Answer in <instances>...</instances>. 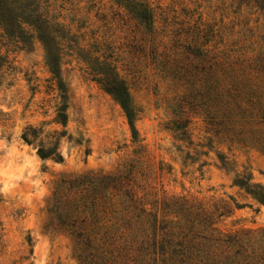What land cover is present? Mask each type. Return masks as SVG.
I'll return each instance as SVG.
<instances>
[{
	"label": "rangeland",
	"instance_id": "rangeland-1",
	"mask_svg": "<svg viewBox=\"0 0 264 264\" xmlns=\"http://www.w3.org/2000/svg\"><path fill=\"white\" fill-rule=\"evenodd\" d=\"M144 1L154 10L155 44L142 42L134 21L111 0H47L73 39L61 54L69 90L65 128L56 122L59 96L43 46L35 41L21 49L0 38V264H87L82 243L60 224L67 204L79 206L89 235L135 256L131 264H161L170 256L166 242L161 255L162 239L184 240L179 204L211 217V226L201 228L206 237L237 236L247 251L230 262L224 256L232 250L218 243L213 251L223 255L205 259L202 250L212 243L185 240L196 260L245 264L263 253L264 203L253 192H264V155L216 134L201 113L181 105L185 89L168 74V61L171 32L198 21L213 29L209 48L217 53L243 64L264 58V15L238 10L234 0ZM90 59L106 60L126 83L136 141L120 104L89 74ZM176 121H188L185 135L174 130ZM30 127L38 132L32 144L22 137ZM58 140L63 162L38 156L40 144ZM129 169L121 191L101 193V180ZM84 179L95 192L76 184Z\"/></svg>",
	"mask_w": 264,
	"mask_h": 264
},
{
	"label": "trees",
	"instance_id": "trees-1",
	"mask_svg": "<svg viewBox=\"0 0 264 264\" xmlns=\"http://www.w3.org/2000/svg\"><path fill=\"white\" fill-rule=\"evenodd\" d=\"M111 1L123 8L128 18L134 21L135 27L142 35L140 38L142 42L155 44V14L149 4L144 0ZM234 2L237 3L238 10L245 7L264 15V0H234ZM50 11L47 0H0V38L20 45L21 49L30 48L35 41L43 46L46 62L52 74L51 80L56 84L59 96L56 122L65 128L68 124L69 90L60 76L61 54L66 48V41H73V39L69 37L63 24L57 21L58 17ZM198 23L199 21L195 22L192 27L180 28L171 32L173 52L172 59L168 61V74L179 84L181 83L185 89L180 104L188 107L190 111L201 113L216 134L245 148L255 149L264 155V58L260 57L252 63L243 64L230 59V56H225L222 52L217 53L214 51L215 48H209V43L214 36L213 29H202ZM87 61L92 79L101 84L124 110L133 139L136 141L138 136L135 126L136 110L126 83L119 78L115 68L106 60L90 59ZM187 126L188 121H176L174 130L182 131L185 135L184 129ZM37 133L30 127L26 129L22 137L27 143L32 144L31 138ZM66 134L67 131L64 130L60 136ZM59 145L60 140L51 142L48 146L40 144L37 154L42 159L50 158L63 162ZM130 176L131 169L114 179L101 180V193L106 194L109 189L121 191L124 186L123 179L129 180ZM93 183L90 179H84L76 184L85 186L84 189L91 187L95 192L97 187L95 189ZM237 183L247 186L244 180H238ZM125 193L129 195L130 192L126 190ZM253 194L264 203V192L254 191ZM69 205L67 204L66 209H62L63 212L60 213V224L68 227L82 243L83 262L87 264L136 263V257L130 256L126 248L121 246L108 248L100 240L97 241L96 236L89 235L85 231V225L88 226L86 218L77 214L79 206L73 209ZM176 212L180 213L184 221V224L178 225L180 228L178 235L184 240L175 242L171 238L173 234H168V239H162L160 242L161 255L163 257L166 253L163 247L166 242L170 249L168 251L170 256L167 259L162 258L161 264L202 263L200 259L196 260L197 258L193 257L191 249L188 248L189 245L186 249L184 247L186 241L194 242L196 237L212 243L207 244V250H202L205 259L214 260L223 255L222 252L215 254L213 251V247L219 245L218 243H221L220 246L225 247L226 251L230 252L231 249L233 252H231L232 255L224 256L225 260L230 259L232 262V259L237 257H245L247 251L243 247L242 240L237 236L212 239L204 235L201 228L211 226V217L199 207L179 204ZM130 218H121L123 224L127 222L126 224L130 225ZM195 224L198 225L196 231ZM153 241L151 245L155 247L158 242L155 239ZM175 245L176 248L171 249ZM138 251L141 250L138 249ZM153 261L157 264L155 259ZM245 264H264V251Z\"/></svg>",
	"mask_w": 264,
	"mask_h": 264
}]
</instances>
